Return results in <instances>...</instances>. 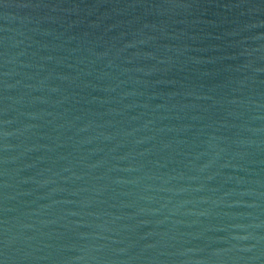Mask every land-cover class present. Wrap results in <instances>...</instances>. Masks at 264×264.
Wrapping results in <instances>:
<instances>
[{"label":"water","instance_id":"1","mask_svg":"<svg viewBox=\"0 0 264 264\" xmlns=\"http://www.w3.org/2000/svg\"><path fill=\"white\" fill-rule=\"evenodd\" d=\"M0 264H264V0H0Z\"/></svg>","mask_w":264,"mask_h":264}]
</instances>
